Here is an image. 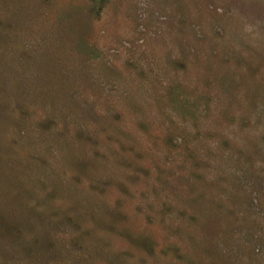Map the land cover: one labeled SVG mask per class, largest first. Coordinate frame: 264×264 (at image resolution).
<instances>
[{
    "label": "rangeland",
    "instance_id": "1",
    "mask_svg": "<svg viewBox=\"0 0 264 264\" xmlns=\"http://www.w3.org/2000/svg\"><path fill=\"white\" fill-rule=\"evenodd\" d=\"M0 264H264V0H0Z\"/></svg>",
    "mask_w": 264,
    "mask_h": 264
},
{
    "label": "trees",
    "instance_id": "2",
    "mask_svg": "<svg viewBox=\"0 0 264 264\" xmlns=\"http://www.w3.org/2000/svg\"><path fill=\"white\" fill-rule=\"evenodd\" d=\"M107 0H88L90 10L99 16Z\"/></svg>",
    "mask_w": 264,
    "mask_h": 264
}]
</instances>
